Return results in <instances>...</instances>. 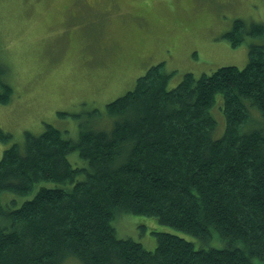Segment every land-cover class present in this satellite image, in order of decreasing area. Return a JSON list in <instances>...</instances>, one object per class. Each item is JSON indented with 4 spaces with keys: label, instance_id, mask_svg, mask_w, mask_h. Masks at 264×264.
<instances>
[{
    "label": "trees",
    "instance_id": "1",
    "mask_svg": "<svg viewBox=\"0 0 264 264\" xmlns=\"http://www.w3.org/2000/svg\"><path fill=\"white\" fill-rule=\"evenodd\" d=\"M245 34L263 37L264 24L238 20L225 36L238 46ZM158 62L77 139L46 124L4 150L0 197L15 198L0 203V264H264V46L242 69L175 87L168 57ZM12 95L0 63V102ZM0 140L13 136L0 128ZM121 214L181 233L155 231L150 251L118 236Z\"/></svg>",
    "mask_w": 264,
    "mask_h": 264
},
{
    "label": "rangeland",
    "instance_id": "2",
    "mask_svg": "<svg viewBox=\"0 0 264 264\" xmlns=\"http://www.w3.org/2000/svg\"><path fill=\"white\" fill-rule=\"evenodd\" d=\"M238 20L264 24V0H0V63L13 88L11 100L0 102V128L13 136L9 145L0 140V159L13 143L23 144L26 131L41 134L46 124L77 139L94 109L105 114L162 57L174 87L189 72L244 68L264 36L245 34L233 46L225 34ZM14 198L3 192L0 203L8 207ZM113 224L120 238L150 251L155 231L181 233L134 214Z\"/></svg>",
    "mask_w": 264,
    "mask_h": 264
}]
</instances>
